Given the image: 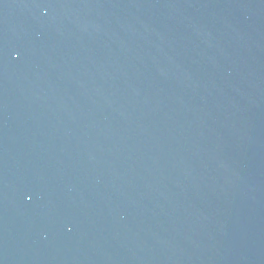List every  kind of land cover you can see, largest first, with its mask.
Segmentation results:
<instances>
[{
	"label": "water",
	"instance_id": "obj_1",
	"mask_svg": "<svg viewBox=\"0 0 264 264\" xmlns=\"http://www.w3.org/2000/svg\"><path fill=\"white\" fill-rule=\"evenodd\" d=\"M0 264H264V0H0Z\"/></svg>",
	"mask_w": 264,
	"mask_h": 264
}]
</instances>
